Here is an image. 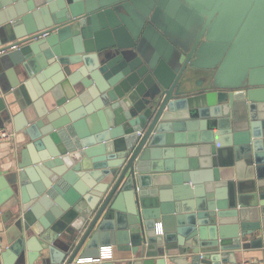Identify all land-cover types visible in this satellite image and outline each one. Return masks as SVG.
Here are the masks:
<instances>
[{
    "label": "water",
    "instance_id": "95a60500",
    "mask_svg": "<svg viewBox=\"0 0 264 264\" xmlns=\"http://www.w3.org/2000/svg\"><path fill=\"white\" fill-rule=\"evenodd\" d=\"M9 124L0 264L264 249V0H0Z\"/></svg>",
    "mask_w": 264,
    "mask_h": 264
},
{
    "label": "crops",
    "instance_id": "0c3cea01",
    "mask_svg": "<svg viewBox=\"0 0 264 264\" xmlns=\"http://www.w3.org/2000/svg\"><path fill=\"white\" fill-rule=\"evenodd\" d=\"M229 50L230 49H227V51ZM6 128L15 132V137L11 141L0 142V176L1 175L9 176L12 173H15L16 171H19L18 165L21 161L20 158H21L22 146L19 145L18 143L19 142L17 138L18 134L15 131L13 124L7 125ZM8 211H10V206L8 203L3 206H0V244L4 248L3 251L9 246L7 232L9 231V227L12 223L11 222L12 220L10 219V212ZM111 247L113 248V257L112 259L107 260L105 263L125 264L128 258L127 255L129 253L127 254V252L120 251L116 246L111 245ZM236 255H237L238 263L244 261L247 258L255 259L259 263V260L256 259L257 257L260 259L262 258L261 261H263L262 263L264 264V249L261 251L240 250L237 251ZM129 256L131 255L129 254ZM78 264H87V263L78 261Z\"/></svg>",
    "mask_w": 264,
    "mask_h": 264
},
{
    "label": "built area",
    "instance_id": "2783aa9c",
    "mask_svg": "<svg viewBox=\"0 0 264 264\" xmlns=\"http://www.w3.org/2000/svg\"><path fill=\"white\" fill-rule=\"evenodd\" d=\"M15 137V132L12 130L3 127L0 128V142L4 141H11ZM3 246L0 244V254L3 252ZM113 257V249L111 246H104L101 249V253L98 257L92 258H83L79 259V262L82 261L83 263L87 264H104L107 260L112 259ZM238 264H259L255 259L248 258L245 259L244 261L238 263Z\"/></svg>",
    "mask_w": 264,
    "mask_h": 264
},
{
    "label": "flooded vegetation",
    "instance_id": "af4514ba",
    "mask_svg": "<svg viewBox=\"0 0 264 264\" xmlns=\"http://www.w3.org/2000/svg\"><path fill=\"white\" fill-rule=\"evenodd\" d=\"M207 75H208V73L205 71V72H202V73H199L198 75H196L195 77V81L198 83H201V84H203L204 85V83H206V80L205 79H207L206 77H207ZM202 85V86H203Z\"/></svg>",
    "mask_w": 264,
    "mask_h": 264
}]
</instances>
